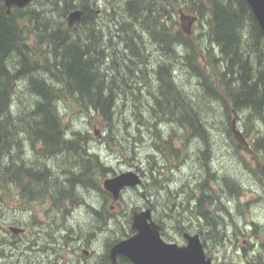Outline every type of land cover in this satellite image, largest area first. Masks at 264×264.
<instances>
[{
  "label": "trees",
  "instance_id": "obj_1",
  "mask_svg": "<svg viewBox=\"0 0 264 264\" xmlns=\"http://www.w3.org/2000/svg\"><path fill=\"white\" fill-rule=\"evenodd\" d=\"M102 1L50 0L48 7L8 11L0 0V213L13 194L20 210L45 203V212L58 214L82 204L83 190L93 186L90 197H102L98 212L115 215L103 187L115 171L99 156L92 132L70 130L66 108L98 117L105 126L101 146H118L136 162L135 143L124 140H140L142 129L165 159L171 156L166 142L181 136L211 148L204 109L217 106L228 140L239 147L235 118L245 137L254 135V157L264 156V30L247 0H111L98 13ZM77 8L82 18L69 26L68 14ZM180 9L205 19L203 45L176 26L173 12ZM188 74L184 89L180 81ZM148 163L149 186L159 191L165 179L155 161ZM121 215L126 234L131 213ZM45 224L48 232L50 218Z\"/></svg>",
  "mask_w": 264,
  "mask_h": 264
},
{
  "label": "flooded vegetation",
  "instance_id": "obj_2",
  "mask_svg": "<svg viewBox=\"0 0 264 264\" xmlns=\"http://www.w3.org/2000/svg\"><path fill=\"white\" fill-rule=\"evenodd\" d=\"M228 141L233 146V149H231L233 152L239 153V150H243L254 157L250 140H248V145H238L239 147H236L231 140ZM193 143L195 149L199 150L204 141L202 140L201 143V140H194ZM199 153V157H204V153ZM237 155L241 156V154ZM254 159H257V157H254ZM213 160L216 161L212 163L210 160L211 164H209L207 169L210 173H208L207 177L198 178V180L194 179L193 183L188 182V179L191 175L190 173H194L196 167L193 165L192 168L191 165L185 167L186 183L181 188L183 203L182 208L180 207V212L177 210L178 206L175 205L176 203H172L174 205L171 204L172 197L169 199V196H167L169 201L167 205L165 204L167 199L164 201V192L162 190H156L155 195L162 197L165 205L158 204L156 206L148 201L144 206L140 205L135 208L143 209L149 207L152 210V217L161 225V235L167 241L186 245L189 241L188 235L197 234L207 257L211 259V264H264V235L261 236L264 229L256 227L258 222L250 220L248 216H246V220L243 223L239 220L242 219L240 216L244 215V213H251L253 203L259 201V204L264 203V194L258 191L256 192L257 195H254L253 193L255 192L250 190V188L248 189L249 185L241 183L240 177L239 180L241 182L232 174H229L232 171L225 168L218 159H214V155ZM197 165V173L202 169L206 170L201 162H197ZM253 167L248 166V170H246L248 175L256 177L264 186V165H261L260 162H255ZM238 172L235 171L236 176L242 175ZM141 176L143 177L142 172ZM243 189L251 192H244ZM132 190L135 191L136 189ZM24 192L25 194L28 193L27 190ZM141 194L145 198L148 197L146 191H141ZM165 194L168 195L169 193L167 194L166 192ZM244 196H246L250 204L247 203L242 206L240 201ZM72 207L69 206V210ZM96 220L107 221L103 228L99 227V232L91 234L88 229H86V233L77 232L71 229V227L75 228L74 225L70 227L68 225L64 228L56 227L59 230L58 237L56 235L49 236L50 234L46 232L45 220L36 221L38 225L31 233L26 226L24 227L17 223L12 224L11 222V225H9L10 232L5 234L4 242H2V238L0 239V259H2V262L13 260L16 262L15 264H110L113 246L120 240L132 236L135 232L131 226L132 218L131 222L125 227V229L129 228L128 233L114 236L110 235V233L112 229L115 231L116 226H111L110 223L117 222V226L122 230V228L124 229L123 222H128L125 217L112 216L104 219V216H101L95 217L91 221ZM230 220L234 222L232 223ZM34 223L31 224L35 225ZM178 224H180V227H178ZM213 224H218V227L212 226ZM11 226L23 228L24 231L15 232L11 229ZM165 229H169V231L175 230L178 235L172 234L170 237H166ZM113 231L112 233H114ZM8 237L9 239H7ZM223 248L231 256L226 254L221 256L219 253ZM115 258L119 264H132V260L124 254H117Z\"/></svg>",
  "mask_w": 264,
  "mask_h": 264
},
{
  "label": "rangeland",
  "instance_id": "obj_3",
  "mask_svg": "<svg viewBox=\"0 0 264 264\" xmlns=\"http://www.w3.org/2000/svg\"><path fill=\"white\" fill-rule=\"evenodd\" d=\"M49 1L50 0H35V1L33 0L32 2H30L29 4L25 6H28L30 4L31 6H35L36 4H38L43 7H48L49 5H51L49 4ZM112 5L113 4L111 0L102 1L101 8L98 11V13H101L102 9L106 7L107 8L111 7ZM179 11H183V10L180 9ZM173 13H174V20H178L180 22V25H176V26L179 27L181 26V23H182L181 28L185 32H187L186 34H188L190 41H192V43H194L195 45H197V43H200L201 45H203L205 40L202 39V37L205 35V32H206L205 19L204 18L201 20L195 19L193 23H190L189 19H184V21L181 20V15H182L181 13H175V12ZM171 14H172V11H171ZM191 78L192 76L188 74L182 78L183 79L182 81H180V82H183L184 89H187V86H190L189 84L192 80ZM213 109L216 112H211V110ZM211 110L208 109V107H205L204 109V118L207 120L208 130L210 131V133H212V140H208L211 143V148L207 146L206 149H203V146H202L199 150H197L195 149L193 142L194 140H199V139L197 138L188 139V137H186V139H182V136H181V139H173V140L166 142L165 145L167 147H168V143L171 142V148L170 146L168 147L170 148L169 151L171 152V156L165 159V154L162 153L163 151L161 149V146L155 143L154 139L153 140L150 139V137H152L151 132L148 131L149 132L148 136H143L146 134L144 133L145 129H142L140 134H143V135H141L140 140H124L125 144L129 146H133L135 143L136 154L138 155L137 156L138 159L137 160L135 159L136 162L128 161L126 156L120 155L119 153L121 152L119 151L118 146H112V147H108L107 145L101 146V144L103 143V135L105 133V126L98 117L77 115V114L72 113L71 109L66 108V111H64L65 113L64 120L66 123L69 124V128L71 131L72 130H79V131L86 130V131H90L93 133L94 147H96L97 150H99V154H100L99 156H101L107 168L108 166H110L113 169V171H115V173H121L127 170H136L140 174L142 172L143 179H144V184L142 186L138 187L135 191L132 190V188H129L124 193H122L123 197L121 195L120 198H118L117 200H111V202L108 203L109 209L113 212V214H115L112 216L117 217L119 215L120 217L122 216L121 214L123 211H124V214L126 212L131 213L134 207L140 206V205L144 206L145 203H148V201H150L151 204H154L156 206L158 204H161V205L164 204L162 197H157L155 195V190L149 186L151 185V180L149 179L150 177L148 176L146 169H149L148 162H150V160L156 162V165H155L156 173L160 171V174H159L160 177H162L163 175L164 179L168 178L163 183V186L160 187L158 183V186L160 187L159 190H162L164 192L163 193L164 201L167 199V196H169V199L170 197H172V201L170 200L171 204L176 203L175 205L178 206V209H177L178 212H180V207L182 208V203H183V198H182L183 195L181 193V188H182V185L186 183V175L184 173L185 167H187L188 165H191V168H192V165L196 167L194 173H190L191 175L188 179V182L193 183L194 179L198 180V178H206L208 173H210L208 172L209 170H207L208 169L207 167L209 166V164H211V162L214 163L216 161V160H213V155H214V159L215 158L218 159L225 168L232 171V173H229V174H232V176L236 177L237 180H239V177H240L242 182L240 180L239 181L241 183L245 185H249L248 189L250 188V190L255 192V193L252 192L254 195H257L256 192L258 191L264 194V186L259 182V180L256 177L249 176L248 171H246L248 170L247 169L248 166L249 167L255 166V162H260L261 165H264V157L259 156L257 157V159H254L252 155L251 157L243 150L242 151L239 150L240 151L239 153L236 151L233 152L231 150L233 149V146L228 141L227 134L225 133V129L222 128V121L225 118L224 112L220 109V107H217V106H215ZM233 120H235V118H233ZM122 127H123V124H122ZM236 127L240 129L243 133V130H242L241 125L239 124V121L236 123ZM169 129H170L169 126H167V128L165 127L167 134L172 131ZM124 132L126 131L124 130ZM253 136L254 135H248V137L246 138L247 140H250L251 142H253L254 140H251ZM201 143H202V140H201ZM163 149L165 152L166 149L164 146H163ZM199 152L201 153L206 152L207 157H199L200 156ZM237 154L239 155L241 154V156H238ZM197 162H201L204 165L206 170L202 169L200 172L197 173V170H198ZM142 165H144V168L142 167ZM216 165L219 166L218 163H216ZM253 168L255 169V167ZM163 170H164V174H163ZM235 171L237 172L239 171L238 173H241L242 175L239 174L238 176H236ZM147 185L149 187H147ZM250 190L243 189L244 192L250 191ZM141 191H146V194L148 195V197L147 198L143 197L141 194ZM83 192L85 194L84 197L86 199H84L85 201L79 202V203H83L82 205L80 204L79 206L77 205L76 207V204H75L70 210H69V207L67 206L66 207L67 210L59 212L58 214H53L52 211L45 212L46 207H47V204L45 203L41 205L34 203L33 204L34 207H32L31 211L28 210L29 208L28 209L22 208L20 210L19 205L17 206L19 201L15 199L14 195L13 194L6 195L5 200L2 202L5 206L1 208L3 209V211L0 213V239L2 238V242H4V239L6 237L5 234L10 232L9 225H11V222L12 224L17 223L18 225H21L24 227L26 226L28 228V231L31 233L32 231H34V228L36 229L38 225L36 221L45 220L47 218H50V222L52 224L48 229L49 230L48 233L50 234L49 236L56 235L58 237L59 230L56 227L64 228L65 226L67 227L68 225L69 227L74 225L75 228L71 227V229L77 232L82 231L83 233H86L87 232L86 229H88L91 234L94 232H99L100 230L99 227L103 228L106 225L107 221L101 222L98 220L96 221H91V220H93L95 217H101V216H104V219H106V217L109 216L108 213H105V211L98 212V208L94 206V205H98V206L101 205L102 197L100 195L97 196L96 194L94 198L92 197L94 193L97 192V190L93 186H86ZM166 192L167 194L168 193L169 194L166 195L165 194ZM90 195H92L91 197L93 199H91ZM169 199L165 201L166 205ZM173 199L175 202L173 201ZM248 201L249 200H247L246 196H244L243 199L240 201V203L242 204V206H244L247 203L250 204V202ZM259 202L253 203L252 208H251V213H248V212L244 213V215L240 216L242 219H239V220H241V222L243 223L246 220V216H248L250 220H255L258 222L256 227H261L262 229H264V203L259 204ZM85 204L88 205L87 208L84 207ZM94 207L97 212L92 211L91 208H94ZM230 221L232 223L234 222L232 220ZM33 222H35L34 223L35 225L31 224ZM116 223L117 222L113 223L114 227L115 226L116 227H115V231H113L114 233L111 232L110 235L114 236L116 234L117 235L124 234V229L122 228L121 230L117 226ZM216 227H218V224L216 225ZM126 230H129V228H127ZM165 232H166V237H170L172 234L175 236L178 235L177 233H175V230L169 231V229H165ZM263 235H264V230L261 236ZM7 239H9V237ZM219 254L221 256H224L225 254L227 256H231V254H228L225 252V248H223ZM15 263L16 262H14L13 260H10L8 262L7 260H5V262H2V259H0V264H15Z\"/></svg>",
  "mask_w": 264,
  "mask_h": 264
},
{
  "label": "water",
  "instance_id": "obj_4",
  "mask_svg": "<svg viewBox=\"0 0 264 264\" xmlns=\"http://www.w3.org/2000/svg\"><path fill=\"white\" fill-rule=\"evenodd\" d=\"M8 11L14 5L23 7L33 0H4ZM256 16L259 25L264 30V0H247ZM80 8L72 10L67 19L69 26H73L82 18ZM189 19L190 23L196 19L182 13L181 20ZM233 134L240 145H248L245 135L236 127L233 121ZM143 179L136 170H127L103 180L104 188L110 191L114 200L120 197L125 187L142 185ZM134 234L117 242L111 249L110 264H119L115 256L124 254L132 260V264H211L202 242L197 234L188 235V244L166 241L161 235V225L152 219L150 208L135 210L132 218ZM15 232L24 231L23 228L11 226Z\"/></svg>",
  "mask_w": 264,
  "mask_h": 264
},
{
  "label": "bare ground",
  "instance_id": "obj_5",
  "mask_svg": "<svg viewBox=\"0 0 264 264\" xmlns=\"http://www.w3.org/2000/svg\"><path fill=\"white\" fill-rule=\"evenodd\" d=\"M14 6H16V5H14ZM98 186H96V188H97ZM80 188V187H79ZM102 189H100V191H101ZM106 192V191H105ZM100 193V192H99ZM78 194V193H77ZM101 194V193H100ZM52 195V194H51ZM79 195H80V193H79ZM104 195V194H103ZM102 195V196H103ZM107 195H109L108 193H107ZM54 196V195H53ZM76 195H74V197H75ZM52 197V196H51ZM80 198V197H79ZM82 198V197H81ZM77 199V198H76ZM100 199V198H99ZM107 199V198H106ZM103 200H104V198H103ZM108 200V199H107ZM85 201V200H84ZM106 201V200H105Z\"/></svg>",
  "mask_w": 264,
  "mask_h": 264
}]
</instances>
